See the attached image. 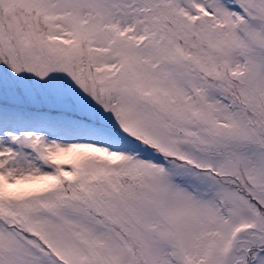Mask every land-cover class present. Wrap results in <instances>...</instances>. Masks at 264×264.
<instances>
[{
    "label": "snow or ice",
    "instance_id": "obj_1",
    "mask_svg": "<svg viewBox=\"0 0 264 264\" xmlns=\"http://www.w3.org/2000/svg\"><path fill=\"white\" fill-rule=\"evenodd\" d=\"M0 264H264V0H0Z\"/></svg>",
    "mask_w": 264,
    "mask_h": 264
}]
</instances>
